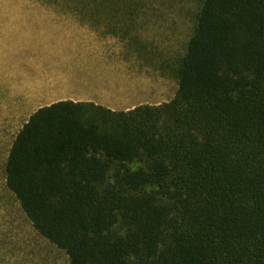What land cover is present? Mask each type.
<instances>
[{"label":"trees","instance_id":"16d2710c","mask_svg":"<svg viewBox=\"0 0 264 264\" xmlns=\"http://www.w3.org/2000/svg\"><path fill=\"white\" fill-rule=\"evenodd\" d=\"M80 19L148 0H41ZM172 99L59 101L8 151L7 189L69 264H264V0H200Z\"/></svg>","mask_w":264,"mask_h":264},{"label":"rangeland","instance_id":"374dc122","mask_svg":"<svg viewBox=\"0 0 264 264\" xmlns=\"http://www.w3.org/2000/svg\"><path fill=\"white\" fill-rule=\"evenodd\" d=\"M199 2L148 0L145 6L149 9L132 18L104 15L92 20L119 22L113 31L129 36L137 93L149 94L146 100L161 104L173 98L177 81L170 68L184 55ZM62 9L41 0H0V264H69L62 250L33 229L7 189L4 174L8 151L17 132L45 104L44 100L28 97L29 92L19 89L26 71L21 54L29 49L30 43L17 40L41 32L30 25L38 21L37 14L70 13ZM122 22L130 25L125 27Z\"/></svg>","mask_w":264,"mask_h":264},{"label":"crops","instance_id":"0c3cea01","mask_svg":"<svg viewBox=\"0 0 264 264\" xmlns=\"http://www.w3.org/2000/svg\"><path fill=\"white\" fill-rule=\"evenodd\" d=\"M37 15L38 21L30 25L41 32L17 40L30 43L21 54L26 71L19 88L29 92L28 97L44 100L43 106L72 101L112 111L159 105L146 100L149 94L137 93L129 36L113 31L119 22L80 19L63 12Z\"/></svg>","mask_w":264,"mask_h":264}]
</instances>
